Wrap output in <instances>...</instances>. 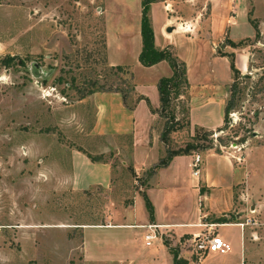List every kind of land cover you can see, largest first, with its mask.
<instances>
[{
  "label": "rangeland",
  "instance_id": "374dc122",
  "mask_svg": "<svg viewBox=\"0 0 264 264\" xmlns=\"http://www.w3.org/2000/svg\"><path fill=\"white\" fill-rule=\"evenodd\" d=\"M225 1L178 0L176 4L185 9L201 8L207 26L211 4L224 9ZM236 1L242 11L237 20H245L239 26L240 34L253 33L238 46L248 55V69L241 74L249 77L240 79L243 93L229 112L228 127L219 131L217 127L204 128L214 130L211 137L221 153H229L243 164L247 146L264 145V0H234L231 6ZM137 7L138 0H0V264H82L80 224L100 221L112 213L125 215L129 220L133 215L147 218L140 189H145L150 179L147 173L153 164H148L160 153L156 137H160L165 119L156 115L153 122L147 103L137 105L129 120L121 113L113 114L115 122L131 126L128 140L122 143L116 134L105 137L89 133L95 124L94 92L79 98L92 88L99 89L95 92L128 90L132 79L128 73L112 67L118 64L130 66L133 83L148 81L150 73H135V62L128 52L130 40L118 30L120 27L116 28L121 18L118 11L123 10L132 20ZM234 10L238 8H230ZM111 30V36H118L122 45V53L113 54L117 55V64H110L107 58L105 38ZM216 50L223 53L219 44ZM6 55L15 58L10 66L1 62ZM34 63L39 67L37 74L32 70ZM218 67L219 73L213 76L215 82L211 78L205 80L206 76L195 70L191 79L212 86L218 95L231 76L222 66ZM192 86L198 88L197 84ZM228 88L227 85V96ZM149 92L151 104L156 89L149 88ZM128 94L127 102L132 103L138 93L135 90ZM182 100L173 99L170 107L180 120L186 115V101ZM107 102L111 107L116 99L108 98ZM104 124L97 129H109ZM192 133V126L171 132L169 146H184ZM100 144L105 151L96 155H102L101 161L111 164L110 186L73 189L68 175L72 150L89 153L86 149L95 151ZM115 146L120 149L118 155ZM203 152L206 150L193 153ZM249 163L248 179L259 196L247 192V185L240 183L236 195L243 194L239 197L245 208L243 213L254 210L251 207L259 197L264 202V157L253 152ZM142 166L145 169L139 174L133 172ZM191 181L195 179L182 172L177 183L170 184L167 178L161 182L163 189L175 195L174 216H188L193 211ZM149 194L146 190L151 202ZM259 212L254 213L258 224L250 227L261 229L259 233L264 236V203ZM212 232L218 233L214 227ZM205 234L207 229L200 236ZM164 238L194 262L207 254L195 253L192 241L185 242L183 236L170 239L163 235ZM219 258L211 257L207 264H215ZM253 264H264V259Z\"/></svg>",
  "mask_w": 264,
  "mask_h": 264
},
{
  "label": "crops",
  "instance_id": "0c3cea01",
  "mask_svg": "<svg viewBox=\"0 0 264 264\" xmlns=\"http://www.w3.org/2000/svg\"><path fill=\"white\" fill-rule=\"evenodd\" d=\"M177 1L157 0L151 2L149 18L153 30L154 46L158 49L170 47L186 65L189 86L184 95L180 96V99L185 98L190 126H203L213 129L222 124L223 108L227 99L226 86H229L232 81L229 57L218 53L216 47L219 44L223 53H233L236 67L244 73L248 69V55L242 52L238 46H231L229 42L238 43L245 38H251L253 33L251 35L240 34L239 26L245 20H237L238 15L242 13L239 10L237 1L234 6H231V2L234 0H226L224 9L211 4L207 26L204 24L205 17L201 8L189 7L185 9L177 5ZM140 2L141 0H138L137 15L132 20L130 15H125L123 10L118 11L121 18L118 19L116 28L120 27L118 30L122 31L123 34L125 33L130 40L128 52L131 54L129 56L132 57L133 62H135V73L138 70L140 73L145 72L151 75L148 81L141 79L142 81L139 80L134 83V91L136 90L138 95L149 98V88L156 89L155 100H151V105L157 108L159 106V95L156 83L161 77L170 76L172 70L165 60L150 66H143L138 61V55L142 47ZM231 7L233 9L237 7L238 11H230ZM105 14L110 18L109 11L105 10ZM246 21L248 22V20ZM169 27L171 28L170 31H168ZM111 32L114 31L106 32L105 38L107 58L110 64H117V55L113 54L115 52L122 53V45L119 43V37L111 36L113 34ZM224 39L226 42L223 41ZM209 63L213 66H210ZM218 65L231 74L229 82L218 95L214 93L215 89H212V86L192 81L191 77H193V71L195 70L196 73H200V76H206L205 80L211 78V82H215L213 76L216 77V74L219 73ZM193 66L196 68L194 69ZM194 84H197L198 88H193L192 85ZM191 89L197 90L191 91ZM112 97L116 99V103L110 107L107 100ZM92 98L95 124L89 130V133H99V135L105 137H112L116 134L120 137L122 143L126 139L128 140L131 126L127 127L125 123L115 122L113 114L121 113L125 120L132 119V115L135 113L134 108L137 105L146 103V101L140 99L134 102L132 107H128L119 92L105 91L94 92ZM150 113L151 117L154 118L153 122L156 121L157 114L151 111ZM104 123L107 124L109 129L104 126L103 128L106 130H98L97 128H101ZM150 126L148 130L151 138ZM156 138L160 153L152 159L148 166L156 163L157 159L165 154V146L158 137ZM149 144H152V139ZM105 147H107L106 144ZM254 149L258 150L254 151ZM86 150L92 155L101 154L105 151L102 144L95 147V151L92 149ZM117 150L120 149H116V155L119 154ZM72 151L71 162L68 163L70 166L68 175L69 184L73 189L84 190L97 186H110L112 174L110 163L91 161L86 153L79 149ZM253 152H257V154L264 157V145L247 146L244 151L243 164L241 162L237 163V159L229 153H216L206 150V152L200 154L201 165L196 175L192 173L190 168L196 153L175 155L167 166L159 168L147 180L145 189H140L141 193L142 191L146 193V190L150 193L149 196L154 210L153 220H149L148 212L147 218L138 219L133 215L131 220L127 219L125 215L118 216L112 213L108 218L100 221L80 224L82 232L81 263L173 264L172 255L163 243L162 236H169L170 239L175 238V236H183L185 242H190L192 238H196L198 235L200 237L202 230L207 229L205 227L209 224H212V227L229 244V250L224 253L209 252L201 257L198 262L192 261L186 255H183L181 251L179 255L187 259L188 264H207V260L211 257H220L215 264H253L254 261L264 259V236L259 233L261 229L259 231L253 230L248 225L241 228L238 224L243 221L244 216L250 215L249 212H242L245 208L239 197H243V194L236 195L240 183L247 185V192L259 196L256 189H253V184L249 181L247 175V167L250 165L249 157ZM144 169L145 167L142 166V168H136L133 172L139 174V171ZM182 172L186 173L189 178L195 179L190 184L194 193V208L188 216L184 213L174 216L176 211L175 195L167 191L166 188L163 189L161 182L167 178L170 184L177 183ZM261 178H264V176H261ZM157 189H160L158 194H153L152 192ZM259 198L257 203L251 207L254 206L255 213H260L259 211L263 208L264 202ZM134 202L132 201L131 207L135 206ZM218 217H225L226 221L217 222L215 219ZM262 219H264L263 215ZM148 224H154L156 235L159 233L149 244L146 243L145 239V235L149 232ZM170 232L175 233V235ZM177 239H174V244ZM185 253L190 252L186 250Z\"/></svg>",
  "mask_w": 264,
  "mask_h": 264
},
{
  "label": "trees",
  "instance_id": "16d2710c",
  "mask_svg": "<svg viewBox=\"0 0 264 264\" xmlns=\"http://www.w3.org/2000/svg\"><path fill=\"white\" fill-rule=\"evenodd\" d=\"M153 1H157V0H141L140 2V6H141L140 35H141L142 47L138 55V61L143 66H150L161 60H165L168 62L172 70L170 76L161 77L156 83V87L159 95V106L157 108L152 107L147 97L138 94H136V97L132 103H128L127 102V98L129 95L128 93L131 91L135 93L134 91L135 85L133 83V72L129 65L118 64L112 66L120 70L121 72L128 73L132 79V84L130 85V88L128 90L126 89L117 90L121 94L122 99L126 103V106L132 107L134 105V102H137L140 99H144L152 113H156L158 117L160 118L163 117L165 119L159 137L160 141L163 144H165V149H166L165 155L162 156L158 160V162H156L155 164H153V166L150 167L149 172L147 173L148 177H151L159 168L167 166L170 160L172 159V157H174L175 155L191 154L194 151H204L209 149H214V152L221 153V148L214 146V140L211 137L214 133L213 132L214 130H209L207 128H204L203 126L193 127V133L190 135V140L187 141L184 146L178 148H172L169 146L171 132L176 131L183 127H186L188 130L190 128V123L188 118V107L186 106L185 108H183V111L186 114L184 120L183 118L181 120L180 118H176L175 116L176 113L172 111L170 108L173 99H180V96L184 95V93L188 89L189 83L186 76V65L184 61L181 60L170 47L158 49L154 46L153 30L149 18V7L151 2ZM253 27L257 34L256 25L253 24ZM229 44L233 47H237L241 45V41H239L238 43L230 41ZM221 55H226L229 57L230 69L232 71V81L229 84V88H228L229 94L224 103L223 125L217 127L216 129L217 131L224 130L225 128L228 127L227 125L230 121L228 117L229 112L236 107L238 100L241 97V94L243 93V88L241 86L240 79L249 77L247 74L242 75L240 70L236 67L233 53H227V54L222 53ZM14 59H15L14 56L6 55L1 59V62L5 66H10L14 63ZM95 91H99V89L92 88L88 90L86 93L82 92L79 98H82L85 94H90ZM241 140H244V137H242ZM86 155L91 161L94 162L102 160V155H92L90 153H86ZM141 194L145 201V207L148 212V218L149 220H153L154 210L152 203L150 202L145 191H142ZM215 220L217 222H225L226 218L218 217ZM163 243L168 247V250L172 255L173 264H188V260L179 255L178 247H171L166 238L163 239Z\"/></svg>",
  "mask_w": 264,
  "mask_h": 264
},
{
  "label": "built area",
  "instance_id": "2783aa9c",
  "mask_svg": "<svg viewBox=\"0 0 264 264\" xmlns=\"http://www.w3.org/2000/svg\"><path fill=\"white\" fill-rule=\"evenodd\" d=\"M201 158L200 155L196 154L192 160L190 167L194 175L198 174L200 167ZM249 216H244L243 221L239 222L241 228L245 225L254 226L258 224L257 219L253 216L255 210L249 209ZM147 228L149 232L145 235L146 243L149 244L151 240L156 238V226L154 224H148ZM212 224L207 225V234L203 237L192 238V243L195 247V253L199 252H219L224 253L229 250V244L218 234L212 232Z\"/></svg>",
  "mask_w": 264,
  "mask_h": 264
},
{
  "label": "water",
  "instance_id": "95a60500",
  "mask_svg": "<svg viewBox=\"0 0 264 264\" xmlns=\"http://www.w3.org/2000/svg\"><path fill=\"white\" fill-rule=\"evenodd\" d=\"M171 30V28L169 27L168 28V31H170ZM32 70H33V72L35 73V74H37V72H38V64H36V63H34L33 65H32Z\"/></svg>",
  "mask_w": 264,
  "mask_h": 264
}]
</instances>
